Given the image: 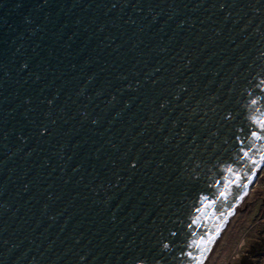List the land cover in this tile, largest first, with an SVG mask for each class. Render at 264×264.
I'll list each match as a JSON object with an SVG mask.
<instances>
[{"label": "water", "instance_id": "water-1", "mask_svg": "<svg viewBox=\"0 0 264 264\" xmlns=\"http://www.w3.org/2000/svg\"><path fill=\"white\" fill-rule=\"evenodd\" d=\"M262 121L264 0H0V264H206Z\"/></svg>", "mask_w": 264, "mask_h": 264}, {"label": "rangeland", "instance_id": "rangeland-1", "mask_svg": "<svg viewBox=\"0 0 264 264\" xmlns=\"http://www.w3.org/2000/svg\"><path fill=\"white\" fill-rule=\"evenodd\" d=\"M248 253L251 264H264V169L250 203L230 225L214 264H240Z\"/></svg>", "mask_w": 264, "mask_h": 264}, {"label": "bare ground", "instance_id": "bare-ground-1", "mask_svg": "<svg viewBox=\"0 0 264 264\" xmlns=\"http://www.w3.org/2000/svg\"><path fill=\"white\" fill-rule=\"evenodd\" d=\"M263 169H264V164H263V167L261 168V170L259 172L258 177L255 179V182L253 183L252 187L248 190V192L245 194L243 199L237 205L235 211L233 212V215H232L230 221L228 222L225 230L223 231L219 241L217 242V244H216L214 250L212 251L209 259L207 260L206 264H214L215 263L216 258H217V254H218L219 249H220V247H221V245L225 239V236L227 234V231H228L230 225L233 223V221H235V218L237 217V215L247 207L248 203H250V201L253 197V194H254V187L259 182V177L261 176Z\"/></svg>", "mask_w": 264, "mask_h": 264}, {"label": "trees", "instance_id": "trees-1", "mask_svg": "<svg viewBox=\"0 0 264 264\" xmlns=\"http://www.w3.org/2000/svg\"><path fill=\"white\" fill-rule=\"evenodd\" d=\"M251 254L250 253H248V255H246V256H244L243 258H242V260H241V263L240 264H251V260H252V258H251V256H250ZM257 256V255H256ZM253 258H255V256H253Z\"/></svg>", "mask_w": 264, "mask_h": 264}, {"label": "snow or ice", "instance_id": "snow-or-ice-1", "mask_svg": "<svg viewBox=\"0 0 264 264\" xmlns=\"http://www.w3.org/2000/svg\"><path fill=\"white\" fill-rule=\"evenodd\" d=\"M261 123H264V121H262ZM254 135H256V134H254ZM257 139H264V137H260V136L257 135ZM244 156L247 157V156H248V153L245 152V153H244ZM252 163H255V161H252ZM239 186H240V185L238 184L237 187H239ZM243 186H244V187H247V184H245V185H243ZM221 195H223V193H222ZM225 199H227V197H225ZM202 239H203V237H202ZM197 246H199V245H197ZM189 255H191V254L189 253Z\"/></svg>", "mask_w": 264, "mask_h": 264}]
</instances>
